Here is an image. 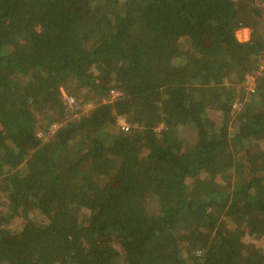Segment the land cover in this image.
Instances as JSON below:
<instances>
[{"label":"trees","instance_id":"16d2710c","mask_svg":"<svg viewBox=\"0 0 264 264\" xmlns=\"http://www.w3.org/2000/svg\"><path fill=\"white\" fill-rule=\"evenodd\" d=\"M260 2L0 0V264H264Z\"/></svg>","mask_w":264,"mask_h":264},{"label":"rangeland","instance_id":"374dc122","mask_svg":"<svg viewBox=\"0 0 264 264\" xmlns=\"http://www.w3.org/2000/svg\"><path fill=\"white\" fill-rule=\"evenodd\" d=\"M251 28L250 27H246L244 29H239L237 32H236V35H237V38L240 40V41H247L249 40L250 36H251ZM261 31H264V30H261ZM263 67H261L260 69L262 70ZM90 70L94 73V75H98L99 74V67L97 65L93 66L90 68ZM255 78L253 79L251 76L248 78V81H247V89H251L254 87V85H256V83L254 82ZM243 85V84H242ZM251 87V88H250ZM63 91H65L63 89ZM67 94V92H65ZM69 95V94H68ZM94 105V102L93 101H90L88 104H87V107H90ZM239 104H236V109H240L239 108ZM70 109H75L77 106H69ZM218 115L216 114L215 117H217ZM38 127V126H37ZM39 132H41L40 128H39ZM219 221H223L222 218L219 219ZM244 242H246V239L244 238L243 240Z\"/></svg>","mask_w":264,"mask_h":264},{"label":"built area","instance_id":"2783aa9c","mask_svg":"<svg viewBox=\"0 0 264 264\" xmlns=\"http://www.w3.org/2000/svg\"><path fill=\"white\" fill-rule=\"evenodd\" d=\"M251 90L254 91L255 90V87L251 88ZM67 100H68L67 102H68V105L69 106H75V104L77 103L76 102V99L73 98L72 96L67 97ZM117 121H118V125L121 127V129H123V130H129L130 126H129V123L127 122V120H126L125 117L119 116L118 119H117ZM56 128H57V125L56 124H53L51 126V131H55ZM38 135L41 136L42 133L39 132Z\"/></svg>","mask_w":264,"mask_h":264},{"label":"crops","instance_id":"0c3cea01","mask_svg":"<svg viewBox=\"0 0 264 264\" xmlns=\"http://www.w3.org/2000/svg\"><path fill=\"white\" fill-rule=\"evenodd\" d=\"M255 1H259V2L262 1V2H260V3H264V0H255ZM241 29H244V28H241ZM261 67H263L262 69H264V62H263V65H262ZM261 67H260V68H261ZM250 76H251L253 79L255 78L252 74H248V75H247V81H248V78H249ZM247 81H246V82H247ZM254 82L256 83V78H255ZM254 87H255V85H254ZM250 88H251V87H250ZM250 90H251V89H250ZM251 91H252V90H251Z\"/></svg>","mask_w":264,"mask_h":264}]
</instances>
